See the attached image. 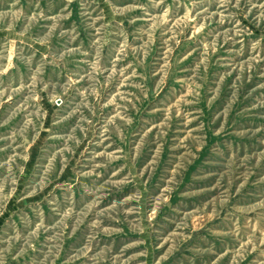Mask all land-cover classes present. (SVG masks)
<instances>
[{
	"label": "rangeland",
	"instance_id": "1",
	"mask_svg": "<svg viewBox=\"0 0 264 264\" xmlns=\"http://www.w3.org/2000/svg\"><path fill=\"white\" fill-rule=\"evenodd\" d=\"M0 264H264V0H0Z\"/></svg>",
	"mask_w": 264,
	"mask_h": 264
}]
</instances>
